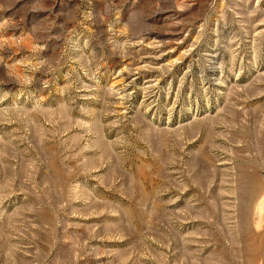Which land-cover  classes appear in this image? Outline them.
<instances>
[{"label": "rangeland", "instance_id": "rangeland-1", "mask_svg": "<svg viewBox=\"0 0 264 264\" xmlns=\"http://www.w3.org/2000/svg\"><path fill=\"white\" fill-rule=\"evenodd\" d=\"M0 264H264V0H0Z\"/></svg>", "mask_w": 264, "mask_h": 264}]
</instances>
